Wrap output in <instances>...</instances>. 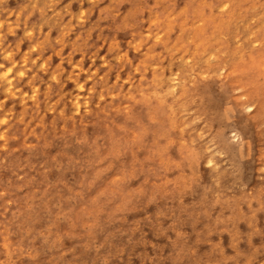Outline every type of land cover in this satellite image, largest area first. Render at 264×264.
<instances>
[{"label":"rangeland","instance_id":"374dc122","mask_svg":"<svg viewBox=\"0 0 264 264\" xmlns=\"http://www.w3.org/2000/svg\"><path fill=\"white\" fill-rule=\"evenodd\" d=\"M262 32L264 0H0V264H264Z\"/></svg>","mask_w":264,"mask_h":264},{"label":"bare ground","instance_id":"6f19581e","mask_svg":"<svg viewBox=\"0 0 264 264\" xmlns=\"http://www.w3.org/2000/svg\"><path fill=\"white\" fill-rule=\"evenodd\" d=\"M216 0H211V3H214ZM260 39L264 44V32L260 34ZM264 48V47H263ZM264 52V51H262ZM256 52L252 55L254 56ZM230 62L231 73L238 75V80L241 83H246L248 80L256 79L257 72L256 69L258 67L257 62H243V63H234L231 58L228 60ZM218 82L215 79H211L206 83H202L199 85V89L203 95H205L209 103L206 106V112L209 113L212 118L218 123H228L226 120L228 118V113L226 110L227 106H234L238 104L237 102H233L230 98L231 87L227 82L221 83V86L224 92L219 95L213 90V87L217 86ZM258 83L255 88L252 90L253 93L258 91ZM257 102L258 100L255 99ZM260 104V102H259ZM248 107L252 106V104H247ZM222 141L226 144V146L230 147L231 144L228 142L224 133L220 134Z\"/></svg>","mask_w":264,"mask_h":264},{"label":"clouds","instance_id":"9594fccd","mask_svg":"<svg viewBox=\"0 0 264 264\" xmlns=\"http://www.w3.org/2000/svg\"><path fill=\"white\" fill-rule=\"evenodd\" d=\"M4 75L7 76V72H5Z\"/></svg>","mask_w":264,"mask_h":264}]
</instances>
